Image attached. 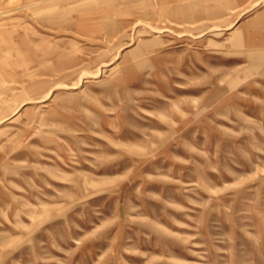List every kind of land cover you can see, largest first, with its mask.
Instances as JSON below:
<instances>
[{"label":"rangeland","instance_id":"rangeland-1","mask_svg":"<svg viewBox=\"0 0 264 264\" xmlns=\"http://www.w3.org/2000/svg\"><path fill=\"white\" fill-rule=\"evenodd\" d=\"M0 264H264V0H0Z\"/></svg>","mask_w":264,"mask_h":264},{"label":"bare ground","instance_id":"bare-ground-1","mask_svg":"<svg viewBox=\"0 0 264 264\" xmlns=\"http://www.w3.org/2000/svg\"><path fill=\"white\" fill-rule=\"evenodd\" d=\"M175 13H177V12H175ZM177 15H180V13H178ZM161 30H163V29H161Z\"/></svg>","mask_w":264,"mask_h":264}]
</instances>
